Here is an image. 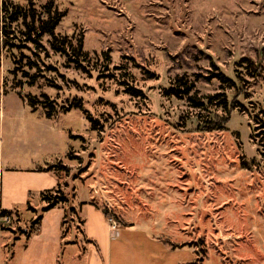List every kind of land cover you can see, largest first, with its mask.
Here are the masks:
<instances>
[{"label": "rangeland", "instance_id": "obj_1", "mask_svg": "<svg viewBox=\"0 0 264 264\" xmlns=\"http://www.w3.org/2000/svg\"><path fill=\"white\" fill-rule=\"evenodd\" d=\"M8 1H53L65 13L56 33L83 37L89 61L86 73L76 70L47 36L36 49L13 25V47L0 41L2 154L25 152L42 161L37 168L61 164L53 170L69 182L68 198L77 183L79 200L109 205L111 228L130 224L115 230L108 264H264V0ZM217 73L236 87H220ZM181 76L196 100L225 93L238 109L164 97ZM42 94L58 109L52 119L25 99ZM73 102L82 109L62 113ZM224 119L225 130L204 131ZM28 216L8 225L13 236L30 229ZM69 216L76 238L66 242L84 247L79 215ZM185 243L194 246L175 247ZM70 248L62 264L82 258Z\"/></svg>", "mask_w": 264, "mask_h": 264}, {"label": "crops", "instance_id": "obj_2", "mask_svg": "<svg viewBox=\"0 0 264 264\" xmlns=\"http://www.w3.org/2000/svg\"><path fill=\"white\" fill-rule=\"evenodd\" d=\"M1 3L2 0H0V7ZM43 146H45L44 149L48 148L47 145ZM14 152L12 149L8 156H4L0 144V210L12 211L13 215H19L21 220L27 213L29 215L27 221L31 222L36 216L32 211H28V202L32 208L39 210L43 206L39 199L41 192L54 190L59 184L69 182L61 173H56L52 167L49 171H46L49 167L37 168V164L42 162L38 160L39 158L30 157L25 152L19 158L14 156ZM75 184L72 186L74 193L71 199L69 198V204L57 206L44 213L38 229L36 232H30L28 237L27 234H22L28 229L22 228L19 237L13 236L10 231V229L13 230V226L0 229V264H62L61 256L70 247L72 250H78V253L82 255L81 259L78 255L73 256L75 264H80V262L81 264H108L111 245L116 241L117 234L113 235L115 230L119 228L120 232H130V224L120 221L117 228L112 230L109 221L114 222V216L107 217L102 208L90 201L79 200L77 198L79 184ZM82 203L85 204L80 206ZM71 204L78 209V217L83 223L82 228L86 240L84 247L76 239L66 242L72 233L76 238L74 231L72 233L69 231L63 241L61 239V225L65 210ZM107 209H111L109 205ZM175 247L191 248L188 243L175 245ZM172 248L174 249V246ZM76 258L79 259L77 262Z\"/></svg>", "mask_w": 264, "mask_h": 264}, {"label": "trees", "instance_id": "obj_3", "mask_svg": "<svg viewBox=\"0 0 264 264\" xmlns=\"http://www.w3.org/2000/svg\"><path fill=\"white\" fill-rule=\"evenodd\" d=\"M0 14L2 15L0 19H2V25L0 28L1 32V44L8 47H13V44H9L10 34H14L15 30H13L14 24H20L21 34L36 47V49H41L42 46L40 43L41 39L44 36L49 38L48 43L50 49L57 55L65 58L68 66H73L76 70L82 71L86 73L85 64L89 61V54L83 49V37L76 36H67L60 35L56 33V28L62 21L65 16V13L58 10L53 1H49L40 7H36L35 2L29 1L26 6L15 5L9 2L8 0H2L0 7ZM17 29V28H16ZM29 68L37 67L35 63L28 62L27 64ZM215 67V66H213ZM14 70L12 73H14ZM40 77V75H35L30 78V85H34L35 81ZM251 77H254L251 75ZM213 78H216L220 84V87H226L227 90L234 89L236 84L234 81L223 75L222 73H217L213 75ZM194 84L191 80L187 78V76L176 77L171 86L168 89L163 91V96L166 98L173 97L178 100H186L189 106L193 109L197 110H206L207 108L215 107L222 109L226 115L229 114L230 109H238L239 106H233V103H228V99L225 93H217L211 96H204L202 98H198L196 100L191 93H193ZM128 93L132 97H139L141 94L140 91L135 89L128 90ZM41 99H38L36 96L28 95L25 99L32 109V111H36L39 108L43 110L44 116L47 119H52L56 116L58 109L55 107V104L49 99V96L42 94ZM72 109H82V105L80 102H73L68 107H62L60 110L62 113H67ZM86 119L91 123V130L97 131L96 122L92 120L91 117L87 116L85 113ZM228 119V118H226ZM228 120H223L219 123H213L212 120H207L204 122L203 126L204 131H222L225 130V124ZM72 139V137H70ZM71 155V152L67 154L68 158ZM71 159V158H69ZM64 170L63 166L57 165L56 167H52ZM51 168L49 167L46 171H49ZM65 185H58V187L54 190H49L45 192H41L39 195L40 202L43 206L39 209V214L35 218V220L30 222V229L27 232L22 234L29 236V233L38 229V226L42 220V216L44 213L50 211L51 209L57 206H65L69 204V198L65 191ZM82 203L80 206L84 205ZM28 211H31L33 208L30 206L29 202L27 204ZM36 211V210H33ZM103 213L105 216L109 217L108 209L104 208ZM1 214L3 216L8 215L12 218L13 222L19 221V215H13L12 211L1 210ZM69 215H78V209L73 206H68L65 210L64 220L62 221V232L61 239L62 241L66 238V235L71 230V225L73 223V219L69 218ZM83 224V223H82ZM32 228V229H31ZM190 247L194 246L189 244Z\"/></svg>", "mask_w": 264, "mask_h": 264}, {"label": "built area", "instance_id": "obj_4", "mask_svg": "<svg viewBox=\"0 0 264 264\" xmlns=\"http://www.w3.org/2000/svg\"><path fill=\"white\" fill-rule=\"evenodd\" d=\"M1 16L2 15L0 14V18H1ZM1 25H2V19H0V28H1ZM0 38H1V32H0ZM12 222H13L12 218L8 215L3 216L1 214V210H0V229H2L5 226L10 225ZM112 230H115V227L112 226Z\"/></svg>", "mask_w": 264, "mask_h": 264}]
</instances>
